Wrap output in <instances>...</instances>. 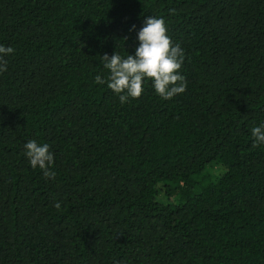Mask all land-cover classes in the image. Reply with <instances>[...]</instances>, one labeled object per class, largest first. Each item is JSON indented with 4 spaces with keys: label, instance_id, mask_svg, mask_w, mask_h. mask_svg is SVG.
<instances>
[{
    "label": "trees",
    "instance_id": "obj_1",
    "mask_svg": "<svg viewBox=\"0 0 264 264\" xmlns=\"http://www.w3.org/2000/svg\"><path fill=\"white\" fill-rule=\"evenodd\" d=\"M150 16L187 88L121 104L101 56ZM0 45V264H264V0H0Z\"/></svg>",
    "mask_w": 264,
    "mask_h": 264
},
{
    "label": "clouds",
    "instance_id": "obj_2",
    "mask_svg": "<svg viewBox=\"0 0 264 264\" xmlns=\"http://www.w3.org/2000/svg\"><path fill=\"white\" fill-rule=\"evenodd\" d=\"M143 23L144 26L137 33L139 44L134 55L128 54L125 58L116 52L111 57L104 54L101 58L103 67L109 72L107 81L99 75L95 77L97 84L107 82V87L119 96L121 104L129 98L141 97L146 79L151 80L155 93L165 100L182 94L187 88L186 78L180 74L184 50L168 35L164 19L150 16ZM13 52L12 47L0 45V73L7 70L5 57ZM251 134L254 138L253 147L264 145V124L253 127ZM49 148V144H40L36 140L24 144L30 166L39 167L45 178H54L55 173L50 170L54 155ZM54 206L56 209L61 207L59 202Z\"/></svg>",
    "mask_w": 264,
    "mask_h": 264
},
{
    "label": "rangeland",
    "instance_id": "obj_3",
    "mask_svg": "<svg viewBox=\"0 0 264 264\" xmlns=\"http://www.w3.org/2000/svg\"><path fill=\"white\" fill-rule=\"evenodd\" d=\"M212 171L211 172H215V170L217 169V168H215V167H212V168H210Z\"/></svg>",
    "mask_w": 264,
    "mask_h": 264
}]
</instances>
